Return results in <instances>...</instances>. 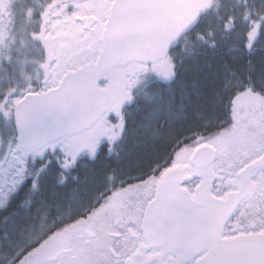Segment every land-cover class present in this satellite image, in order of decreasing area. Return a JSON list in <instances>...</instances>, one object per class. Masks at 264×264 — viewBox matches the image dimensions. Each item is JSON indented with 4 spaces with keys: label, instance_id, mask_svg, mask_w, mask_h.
Returning <instances> with one entry per match:
<instances>
[{
    "label": "trees",
    "instance_id": "1",
    "mask_svg": "<svg viewBox=\"0 0 264 264\" xmlns=\"http://www.w3.org/2000/svg\"><path fill=\"white\" fill-rule=\"evenodd\" d=\"M64 3L9 0L5 17L33 44L44 18ZM168 58L170 80L149 72L134 84L116 142L68 166L59 151L24 157L22 178L0 207V264H13L125 184L157 177L184 146L236 127L234 97L264 98V0H214Z\"/></svg>",
    "mask_w": 264,
    "mask_h": 264
},
{
    "label": "water",
    "instance_id": "2",
    "mask_svg": "<svg viewBox=\"0 0 264 264\" xmlns=\"http://www.w3.org/2000/svg\"><path fill=\"white\" fill-rule=\"evenodd\" d=\"M213 1L111 0L97 59L66 72L52 88L25 95L14 106L18 149L31 157L45 144L90 127L107 105V90L99 87L97 78L131 63H166L169 51L210 11ZM75 20L87 29L95 18ZM49 74L47 70L45 76ZM217 156L212 143L200 142L187 158L158 175L143 211L144 239L162 250L198 257L194 264H264V233L222 235L226 220L253 188L250 173L264 165V153L238 170V189L224 197L211 193ZM193 177L199 183L191 193L183 185Z\"/></svg>",
    "mask_w": 264,
    "mask_h": 264
},
{
    "label": "flooded vegetation",
    "instance_id": "3",
    "mask_svg": "<svg viewBox=\"0 0 264 264\" xmlns=\"http://www.w3.org/2000/svg\"><path fill=\"white\" fill-rule=\"evenodd\" d=\"M167 61L168 55L166 63H131L98 77L99 87L106 89L108 93L103 115L80 133L45 144L31 157L42 158L59 151L63 155L64 165L68 166L81 154L91 151L95 153L103 143L116 142L122 132L123 109L132 98V88L139 72L148 68L162 69L167 66ZM50 65L47 64L46 68ZM12 118L14 122L13 110ZM235 132H240L239 128L233 127L217 137L227 140L234 136L242 143L239 154L233 156L225 153L223 157L219 154L217 156L214 164L216 177L211 185V193L217 197L236 191L239 185L236 177L238 170L264 153L262 132H240V136ZM212 141L213 139L201 143ZM157 178L158 176L155 179L147 178L125 184L121 189L138 190L139 185H142L143 189L137 199H127L124 204L117 201L121 195L118 191L109 194L93 210L31 247L13 264H194L198 257L165 251L144 239L141 229L143 211L154 195ZM250 181L252 191L237 204L226 220L223 236L264 233V165L250 173ZM198 183V179L193 177L183 186L192 193Z\"/></svg>",
    "mask_w": 264,
    "mask_h": 264
},
{
    "label": "rangeland",
    "instance_id": "4",
    "mask_svg": "<svg viewBox=\"0 0 264 264\" xmlns=\"http://www.w3.org/2000/svg\"><path fill=\"white\" fill-rule=\"evenodd\" d=\"M110 2L111 0H65L64 4L53 9L44 18V26L34 36L33 44H26L23 38L18 37L17 30L10 27L5 17L9 0H0V207L20 182L25 163V156L17 147L12 118L14 106L25 95L54 87L66 72L97 58ZM77 16H92L95 22L83 29L82 24L75 20ZM22 45L27 46L25 52ZM51 56L53 61L50 63L48 58ZM47 64H51L49 68H46ZM47 70L50 74L46 77ZM148 72L162 81L170 80L173 75L171 58H168L167 66L162 69L148 68L140 71L136 83L143 81ZM5 84L8 87L2 90ZM253 97L256 99L241 94L234 97L232 107L235 122L238 117L236 129L239 128L242 134L256 131V134L262 132L261 135H264V98L258 93H254ZM240 132L235 134L240 136ZM212 144L220 157L225 153L237 155L242 146L238 137L234 136L227 140L215 138ZM192 147L181 148L173 163L187 158ZM93 152L89 154L93 155ZM142 189V185H139L138 190L120 188L117 193L121 195L117 201L125 204L127 199H137Z\"/></svg>",
    "mask_w": 264,
    "mask_h": 264
}]
</instances>
